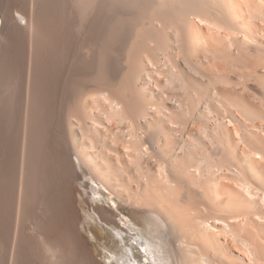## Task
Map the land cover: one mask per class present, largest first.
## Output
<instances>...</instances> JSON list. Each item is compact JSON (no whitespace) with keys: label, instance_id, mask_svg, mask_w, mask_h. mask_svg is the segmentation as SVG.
<instances>
[{"label":"bare ground","instance_id":"6f19581e","mask_svg":"<svg viewBox=\"0 0 264 264\" xmlns=\"http://www.w3.org/2000/svg\"><path fill=\"white\" fill-rule=\"evenodd\" d=\"M25 6L2 29H33L56 61L86 261L264 264V0Z\"/></svg>","mask_w":264,"mask_h":264},{"label":"rangeland","instance_id":"374dc122","mask_svg":"<svg viewBox=\"0 0 264 264\" xmlns=\"http://www.w3.org/2000/svg\"><path fill=\"white\" fill-rule=\"evenodd\" d=\"M2 1L5 5L0 9V264H89L83 248L75 241L80 225L71 207L74 182L70 171L59 163L55 109L64 90L56 78V61L51 51H41L33 29L11 27L8 23L2 29L3 11L7 15L9 8L27 5L39 15L40 0ZM102 256L98 257L100 261L104 260Z\"/></svg>","mask_w":264,"mask_h":264}]
</instances>
